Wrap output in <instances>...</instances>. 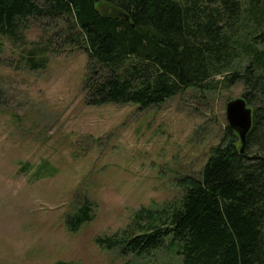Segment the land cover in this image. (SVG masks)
<instances>
[{
    "label": "rangeland",
    "instance_id": "1",
    "mask_svg": "<svg viewBox=\"0 0 264 264\" xmlns=\"http://www.w3.org/2000/svg\"><path fill=\"white\" fill-rule=\"evenodd\" d=\"M97 7L119 14L108 3ZM66 25L32 18L17 46L0 33V264H178L165 244L123 254L96 238L127 229L142 207L182 197V179L201 175L228 124L227 102L243 85L191 87L144 110L88 105L87 53L64 43ZM42 40L49 63L33 70L24 51ZM84 197L95 217L71 232L66 216Z\"/></svg>",
    "mask_w": 264,
    "mask_h": 264
},
{
    "label": "trees",
    "instance_id": "2",
    "mask_svg": "<svg viewBox=\"0 0 264 264\" xmlns=\"http://www.w3.org/2000/svg\"><path fill=\"white\" fill-rule=\"evenodd\" d=\"M32 18L65 20L64 43L86 51L88 105L144 110L191 87L243 85L253 110L244 151L227 124L201 175L182 179L179 200L140 208L127 229L96 242L136 255L165 244L178 264H264V0H0V33L14 45ZM48 42L24 51L29 68L48 65ZM94 204L84 197L66 216L71 232L94 219Z\"/></svg>",
    "mask_w": 264,
    "mask_h": 264
},
{
    "label": "water",
    "instance_id": "3",
    "mask_svg": "<svg viewBox=\"0 0 264 264\" xmlns=\"http://www.w3.org/2000/svg\"><path fill=\"white\" fill-rule=\"evenodd\" d=\"M226 117L228 125L236 130L242 142L244 151L247 136L253 125V110L243 96L233 98L227 102Z\"/></svg>",
    "mask_w": 264,
    "mask_h": 264
}]
</instances>
